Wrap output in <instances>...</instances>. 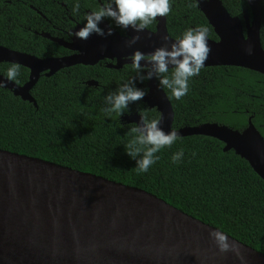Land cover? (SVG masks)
<instances>
[{"label": "trees", "instance_id": "obj_1", "mask_svg": "<svg viewBox=\"0 0 264 264\" xmlns=\"http://www.w3.org/2000/svg\"><path fill=\"white\" fill-rule=\"evenodd\" d=\"M109 2L0 0V44L39 57L50 55L56 44L40 35L42 29H51L54 23L85 25L87 10L98 11L102 3ZM223 3L243 21L245 11L250 12L247 0ZM77 4L79 10L74 14ZM171 5L167 25L172 37L180 39L187 30L203 26L209 38L218 40L196 0H171ZM262 10L264 45V0ZM156 25L155 20L147 28L155 30ZM12 65L0 63V74L7 75ZM28 78L29 69L20 66L15 81L24 84ZM89 79L99 85L87 84ZM133 79L137 80L136 87L147 93L148 80L140 82L132 64L121 69L77 64L52 77H41L31 91L37 106L0 87V148L145 189L264 253V179L234 150L225 151L222 141L205 135L178 137L170 148L157 153L159 159L147 172L136 170V160L125 151L132 138L126 133L136 124L122 117L138 111L149 121L159 120V111L149 109L141 100L131 104L122 116L104 112L108 107L105 97ZM164 90L173 104L175 129L218 122L241 130L252 117L264 135L262 73L229 65L203 67L189 80V91L182 99ZM181 150V161L173 163L172 156Z\"/></svg>", "mask_w": 264, "mask_h": 264}, {"label": "water", "instance_id": "obj_2", "mask_svg": "<svg viewBox=\"0 0 264 264\" xmlns=\"http://www.w3.org/2000/svg\"><path fill=\"white\" fill-rule=\"evenodd\" d=\"M196 1L218 36V40L207 37L211 53L204 67L238 66L264 74L263 0H247L251 12L245 11L244 22L222 0ZM156 20L155 30L128 28L126 34L104 20L100 26L105 33L111 27L113 34H93L88 40L75 36L84 27L78 23L71 42L56 39L78 51L64 57L40 58L0 44V63L30 69L24 85L0 74V87L37 106L31 90L45 71L51 76L62 68L95 65L105 58L117 60L108 67L121 69L132 64L137 50L147 56L156 48H170L178 39L169 33L167 16ZM137 35L140 39L129 46ZM143 101L159 111L158 121L166 133L214 137L264 179V135L252 117L241 130L218 122L175 129L173 104L155 77L148 80ZM141 115L128 113L122 118L136 124ZM213 230L236 243L239 256L233 251L221 253L209 236ZM0 264H264V253L145 189L0 148Z\"/></svg>", "mask_w": 264, "mask_h": 264}, {"label": "clouds", "instance_id": "obj_3", "mask_svg": "<svg viewBox=\"0 0 264 264\" xmlns=\"http://www.w3.org/2000/svg\"><path fill=\"white\" fill-rule=\"evenodd\" d=\"M78 10L79 4L73 8L74 14ZM171 10V0H110L100 10L87 15L85 26L77 31L75 36L81 40H88L93 34L101 37L112 35L111 27L107 33L100 27L106 18L113 20L117 26L125 30L132 28L136 32H141L157 17L168 16ZM207 37V27L200 26L187 30L182 38L171 44L170 48L168 46L156 48L147 56L139 50L135 51L131 60L133 69L139 74V81L143 82L155 77L161 88L171 90L172 96L177 100L182 99L189 91V80L199 75L211 53ZM139 39V35L134 36L129 41V46ZM163 39L167 41L168 37L164 36ZM141 61L147 63L142 65ZM170 66L172 70L169 75ZM145 68L147 75L144 74ZM19 74L20 66L13 64L7 72V78L13 81ZM136 83L137 80L133 79L124 83L117 92L107 95L105 102L108 107L104 109V112L109 115L117 113L122 116L131 104L143 100L147 93L136 87ZM126 135L132 138L125 144V151L133 160H136V170L140 173L147 172L159 159L157 153L162 149L170 148L178 139L175 131L166 133L160 127V121H149L143 115H141L140 122L131 127ZM183 155V150L175 153L172 156V162H180ZM209 236L221 253L233 251L239 256L238 245L229 241L225 234L213 230Z\"/></svg>", "mask_w": 264, "mask_h": 264}, {"label": "flooded vegetation", "instance_id": "obj_4", "mask_svg": "<svg viewBox=\"0 0 264 264\" xmlns=\"http://www.w3.org/2000/svg\"><path fill=\"white\" fill-rule=\"evenodd\" d=\"M223 1V0H222ZM249 4V3H248ZM102 6L104 7L105 6V4H103L102 3ZM250 7V6H249ZM227 8V7H226ZM250 12H251V9H250ZM87 13H88V10H87ZM89 14V13H88ZM105 20H108V19H105ZM109 21V20H108ZM157 21V20H156ZM244 22V21H243ZM109 23H110V21H109ZM78 24V23H77ZM77 24H76V26H77ZM81 24V23H80ZM83 25V24H82ZM110 25H111V23H110ZM76 26L75 27H68V25L66 24V25H61V24H59V25H57V23H54V24H52V28L51 29H49V27L47 26L46 27V29H42V31L40 32V35L41 36H43V34L44 33H46V34H49L50 35V37H47V36H43V37H46L47 39H49L50 41H52V42H54L55 44H56V46L54 47V50L52 51V53H50V55H47V56H44V57H40V58H46V57H64V56H70V55H73V54H76V53H78V51H75V50H72V49H70V48H68V47H66V46H64L63 44H61L59 41H57L56 39H58V40H61V41H63V43L65 42V43H69V42H71L72 41V38H73V31H74V29L76 28ZM85 26V25H84ZM168 26V25H167ZM101 27V26H100ZM111 27L112 28H114V29H116L117 31H119V29H117V28H115V27H113L112 25H111ZM102 28V27H101ZM121 28V27H120ZM122 29V28H121ZM123 30V32H121V31H119L121 34H126V31L124 30V29H122ZM34 31H35V33H39L38 32V30L36 29H34ZM43 33V34H42ZM5 46V45H4ZM6 47H8V46H6ZM8 48H10V47H8ZM10 49H13V48H10ZM13 50H15V51H19V52H23V53H28V54H32V53H29V52H26V51H21V50H17V49H13ZM32 55H35V54H32ZM36 56V55H35ZM37 57H39V56H37ZM116 59H114V60H112V59H109V58H105V59H103V60H100L97 64L98 65H101V66H106L107 68H110V67H108V64H110V63H113V64H115L116 63ZM7 63H10V62H7ZM11 64H16V63H11ZM97 64H95V65H97ZM18 65H20V64H18ZM20 66H22V65H20ZM22 67H25V66H22ZM71 67V66H70ZM70 67H66V68H70ZM27 68V67H26ZM29 69V68H28ZM62 69H65V68H62ZM62 69H60V70H62ZM111 69H114V68H111ZM59 70V71H60ZM58 72V71H57ZM56 72V73H57ZM55 73V74H56ZM55 74H53V75H51V76H48L47 75V71H45V72H43L42 74H41V77L42 76H46V77H52V76H54ZM5 76H7V75H5ZM29 77H30V69H29ZM41 77H40V79H41ZM39 79V80H40ZM28 80H29V78H28ZM91 80H94V79H89V81H91ZM13 81H15V80H13ZM89 81H86V83L87 84H89L88 82ZM95 81H97V80H95ZM16 82V81H15ZM17 84H18V82H16ZM26 83V82H25ZM24 83V84H25ZM24 84H18V85H24ZM93 86H98L99 85V82L97 81V84H92ZM34 88V87H33ZM10 90V89H9ZM12 91V90H11ZM32 91V90H31ZM13 92V91H12ZM149 109H151V108H149ZM152 109H156V108H152ZM135 112H138V111H134V112H131L130 114H132V113H135ZM128 114V113H127ZM140 114H142V113H140ZM143 116H145L144 114H142Z\"/></svg>", "mask_w": 264, "mask_h": 264}]
</instances>
